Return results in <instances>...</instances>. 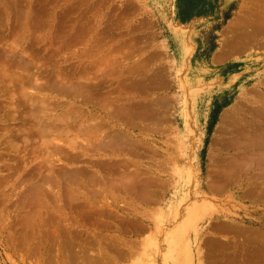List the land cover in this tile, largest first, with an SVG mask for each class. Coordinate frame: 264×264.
I'll list each match as a JSON object with an SVG mask.
<instances>
[{
	"label": "rangeland",
	"instance_id": "obj_1",
	"mask_svg": "<svg viewBox=\"0 0 264 264\" xmlns=\"http://www.w3.org/2000/svg\"><path fill=\"white\" fill-rule=\"evenodd\" d=\"M261 18L264 0H0V264H264L231 231L264 237ZM116 97L140 118L107 117ZM111 165L138 191L93 182Z\"/></svg>",
	"mask_w": 264,
	"mask_h": 264
},
{
	"label": "bare ground",
	"instance_id": "obj_2",
	"mask_svg": "<svg viewBox=\"0 0 264 264\" xmlns=\"http://www.w3.org/2000/svg\"><path fill=\"white\" fill-rule=\"evenodd\" d=\"M264 19V18H263ZM263 19L261 18V19H259L262 23H264V21H263ZM261 23V24H262ZM235 24H236V22H235ZM238 24H241V23H238ZM239 26V25H238ZM241 26V25H240ZM259 26H260V24H259ZM233 27V26H232ZM262 28V27H261ZM264 28V27H263ZM258 29H260L259 27H258ZM262 30V29H261ZM234 31V30H233ZM248 34V33H247ZM251 36H252V33L250 32L249 33ZM253 34H254V32H253ZM256 34H254L253 36H255ZM252 36V37H253ZM228 43V42H227ZM225 44H226V42H225ZM227 47H231V44H230V46H227ZM240 46H235L234 47V50H238V49H240L239 48ZM225 48V47H224ZM231 50H233L232 48H231ZM227 51V50H226ZM224 52V51H223ZM229 53H231L230 51H228L227 52V54L226 53H224V54H226V57H225V55H222V56H220L219 55V57L220 58H227L228 59V56L230 55ZM235 53V52H234ZM234 53H232V55L234 54ZM223 54V53H222ZM219 57H217V59L219 58ZM220 58L218 59L219 61H220ZM72 76V75H71ZM71 76H70V78H71ZM102 77H104L103 75H102ZM80 78V77H79ZM82 78V77H81ZM78 79V78H77ZM95 79V78H94ZM66 80V79H65ZM68 80V79H67ZM96 80H98V79H96ZM81 81V80H80ZM100 81H102L101 80V78H100ZM71 82V81H70ZM69 82V83H70ZM73 82V81H72ZM72 82H71V84H72ZM68 84V83H67ZM97 84V83H96ZM94 85V84H93ZM87 86V85H86ZM85 86V87H86ZM89 86H91V85H89ZM80 88V87H79ZM66 89V88H65ZM69 89V88H68ZM74 90V89H73ZM80 90V89H79ZM68 91V90H67ZM85 91V90H84ZM83 91V92H84ZM89 91V90H88ZM74 92V91H73ZM75 92H76V89H75ZM74 92V93H75ZM76 94H78V93H76ZM82 96V95H81ZM118 96H120V95H118ZM121 98V97H120ZM119 97H116L115 99H113V100H108V99H105V100H103V107L105 108V114L107 115V117H109V118H111L112 120H115V121H125L127 118H130V120L132 121V123H133V121H134V118H135V116H137L136 114H138L139 113V109L137 108L138 107V105H136V106H134L133 104H131V105H129V106H127L126 104H123L122 103V101H121V99H120ZM122 100H124V99H122ZM128 101V100H127ZM124 102V101H123ZM141 103V102H140ZM128 104V103H127ZM141 105H143L142 103H141ZM131 106H134V107H131ZM139 106H140V104H139ZM150 106H152V105H150L149 104V108H150ZM140 107H142V106H140ZM138 109V110H137ZM146 109H147V107H146ZM155 110H157V109H154L153 111H155ZM138 112V113H135V112ZM144 111H145V109H144ZM144 111H143V114H145L144 113ZM152 111V110H151ZM151 111H148L149 113H151ZM141 112V111H140ZM140 114H142V112L140 113ZM148 114V113H147ZM154 114V117H155V115L157 114V111H156V114L155 113H153ZM140 116V115H139ZM139 116H137L138 118H140ZM144 116V115H143ZM81 117V116H80ZM76 118V117H75ZM126 118V119H125ZM143 119H144V117H142ZM77 119V118H76ZM75 119V120H76ZM136 119V118H135ZM94 121V120H93ZM97 123L98 122H101V124H102V121H99V118H98V120H97V118H96V120H95ZM94 121V122H95ZM143 121H147V120H143ZM142 121V122H143ZM124 123V122H123ZM146 123V122H145ZM41 124V123H40ZM39 124V125H40ZM91 124H92V122H91ZM94 125L96 124V123H93ZM100 124V123H99ZM127 124H130L131 125V122H129L128 121V123ZM135 125H136V123H134ZM134 124H133V127L135 128L136 126H134ZM139 124V123H138ZM83 125L85 126V124L83 123ZM82 125V126H83ZM92 126L93 128H91V127H89L88 126V128H87V131H89L88 129L89 128H91V130L93 129L94 130V127H95V129H97L96 128V126ZM104 125V124H103ZM105 125H107L106 123H105ZM112 125V124H111ZM77 126V125H76ZM81 126V128H79L80 129V131L81 132H84L85 131V129L83 130V128H84V126L82 127ZM109 126H110V124H109ZM138 126V125H137ZM101 127H103V126H101ZM101 127H99L98 129L100 130V128ZM112 127V126H111ZM143 127V126H142ZM106 128V127H105ZM137 128V127H136ZM139 128H140V126L138 127V130H139ZM145 128V129H144ZM143 128V130H146V127H144ZM116 129V128H115ZM119 128L117 127V130H118ZM142 129V128H141ZM92 130V131H93ZM103 130V129H102ZM259 130H261V135H263L262 134V132H263V130H262V128L261 129H259ZM94 131H96V130H94ZM105 132H106V130H105ZM111 132V134H112V131L110 130L109 131V133ZM114 132H115V130H114ZM117 132H119L120 133V131H117ZM259 132V131H258ZM122 134H124L123 132H121ZM120 133V134H121ZM83 134V133H82ZM105 134V133H104ZM111 134H110V137H111ZM115 134V133H114ZM114 134L112 135V136H114ZM120 134H116V138H117V135H118V137H119V135ZM107 135V134H106ZM105 136V135H104ZM107 136H109V135H107ZM123 136V135H122ZM125 137H126V135H124ZM264 136V135H263ZM109 137V138H110ZM115 137V136H114ZM120 137H121V135H120ZM125 137L123 138V140L125 139ZM246 138L248 137V135H246L245 136ZM257 137V136H256ZM252 140H253V138H252V136L250 137ZM260 138V137H259ZM259 138H257V139H259ZM79 139V138H78ZM103 139V138H102ZM108 139V137L107 138H105L104 140H101V142H100V145L98 146L99 147V149H104V150H107L108 148H114V146L112 147L111 146V142L115 139V138H112V140L111 141H106ZM127 139V138H126ZM129 139H131V138H129ZM249 139V138H248ZM250 139V140H251ZM255 139V138H254ZM116 140V142L115 143H117V140L118 139H115ZM251 140V141H252ZM260 140V139H259ZM100 141V140H99ZM119 142L118 143H120L121 144V142H122V139H121V141L120 140H118ZM129 141H131L132 142V140H129ZM263 141V140H262ZM75 142V143H74ZM253 142H254V140H253ZM253 142H252V145L255 147V146H257V147H259V143L257 142V143H254L253 144ZM76 143H78V141L76 142V140L74 141L73 140V144H75L76 145ZM126 143H128V139L126 140ZM135 142H133L131 145H133ZM263 143V142H262ZM90 144V143H89ZM88 144V145H89ZM137 144H140V143H137ZM136 144V145H137ZM258 144V145H257ZM71 145H72V143H71ZM117 145V144H116ZM115 145V146H116ZM119 145V144H118ZM116 146L117 148H118V150L119 149H121V147H119V146ZM122 145V144H121ZM262 145H264V144H262ZM123 146H124V148L126 147V145H125V143L123 142ZM129 146H130V144H129ZM260 146H261V144H260ZM73 147V146H72ZM90 147V146H89ZM132 146H130V148H131ZM135 147V146H134ZM137 147V146H136ZM139 147V146H138ZM137 147V148H138ZM262 147V146H261ZM123 148V147H122ZM123 148V149H124ZM127 148H128V145H127ZM133 148V147H132ZM130 149V150H133V149ZM263 148V147H262ZM123 149H121V150H123ZM139 149V148H138ZM137 149V150H138ZM111 150V149H110ZM117 150V151H118ZM121 150H119V151H121ZM125 151H127L128 149H124ZM129 151V150H128ZM135 151V150H134ZM100 152H102V150L100 151ZM263 152V151H262ZM261 152V153H262ZM104 153V152H103ZM103 153H100V154H103ZM114 153V152H113ZM127 153V152H126ZM132 153V152H131ZM137 153V152H136ZM260 153V154H261ZM263 156H264V154H263ZM263 156H261V159H259V160H264V158H263ZM258 157H260V156H258ZM60 158V157H59ZM257 158V157H256ZM63 159V158H62ZM66 159V158H65ZM64 161V160H63ZM63 161L61 160V162L63 163ZM60 162V161H59ZM261 163H263V162H261ZM110 166V165H109ZM109 166H107V167H109ZM114 168H113V167ZM105 168V167H103V168H105V172L102 174L101 173V171H95V173H93L94 175H91L92 176V180H93V182H101L102 184H104L105 186H107V185H109V186H113V180L114 179H112V176H113V171H115V169H117V168H115L116 166H114V165H111V167H109V168ZM118 167V166H117ZM114 169V170H113ZM86 172V171H85ZM135 172V171H134ZM139 172V171H138ZM138 172H135V173H133V174H129L128 176L125 174V176L126 177H120L121 179H120V181H118V182H115L116 180H114V182H115V184H114V186L116 185V188H117V186H119V189H121V188H123V190H127V191H133V192H137L138 191V189H139V184H138V182H139V177H140V174L138 173ZM148 179V182L146 181L145 183H144V186H143V182L141 183V186H143L144 187V190L146 189L147 191H148V188L147 187H145L146 186V184H147V186L148 185H151L152 186V184H150V183H154L155 181H156V179L154 180V179H152L151 181H150V183H149V178H147ZM153 180H154V182H153ZM100 183V184H101ZM149 183V184H148ZM93 185V184H92ZM108 186V187H109ZM115 188V187H114ZM115 188V190H118V188L116 189ZM111 189H112V187H111ZM130 191V192H131ZM145 192V191H143V192H145V193H148V192ZM144 194V193H143ZM147 195V194H146ZM148 195H149V193H148ZM146 197V196H145ZM148 198H149V196H148ZM77 199V198H76ZM97 220V219H96ZM100 221V220H99ZM102 221V220H101ZM245 228H243V229H241V227H238V228H232L231 229V231H234V232H236V234H238V236H243L245 239H247L248 241H253V244H251V245H249V244H244L243 246H241L242 247V253H244V255H246L247 254V262H256L255 260H254V258L256 257V256H258L259 255V251H260V249H263L264 250V243L263 244H260L261 243V241L262 240H264V237H263V235L261 234V233H259V232H256V231H254V232H256V234L252 231V233H254V234H250L251 233V231H248V230H246V231H248V232H250V233H248V232H246L245 230H244ZM248 237V238H247ZM255 238L257 239V238H259L261 241H259V242H257V241H255ZM244 240V239H243ZM242 240V241H243ZM259 244V245H255V244ZM251 247L250 249H251V253H252V255H251V253L250 252H247L246 250L248 249V247ZM222 249V248H221ZM233 250V249H232ZM262 250V253L264 252ZM223 251V250H222ZM234 253L233 252H227L228 254H229V256H231V255H233V254H236V252H237V250H235L234 249ZM224 253V252H223ZM227 254V255H228ZM224 255H226V254H224ZM256 255V256H255ZM242 257V256H241ZM243 258V257H242ZM258 257H256V259H257ZM243 260V259H242Z\"/></svg>",
	"mask_w": 264,
	"mask_h": 264
}]
</instances>
